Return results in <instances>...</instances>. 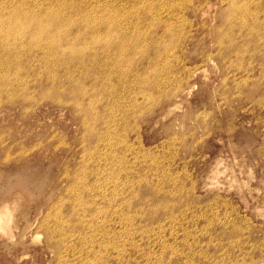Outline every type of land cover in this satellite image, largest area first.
<instances>
[{
	"label": "rangeland",
	"instance_id": "374dc122",
	"mask_svg": "<svg viewBox=\"0 0 264 264\" xmlns=\"http://www.w3.org/2000/svg\"><path fill=\"white\" fill-rule=\"evenodd\" d=\"M36 1L72 2L117 50L58 70L0 41V264H264V0Z\"/></svg>",
	"mask_w": 264,
	"mask_h": 264
},
{
	"label": "bare ground",
	"instance_id": "6f19581e",
	"mask_svg": "<svg viewBox=\"0 0 264 264\" xmlns=\"http://www.w3.org/2000/svg\"><path fill=\"white\" fill-rule=\"evenodd\" d=\"M42 1H47L46 3H47V6L49 5V2H50V0H42ZM245 1V0H244ZM31 3V4H30ZM40 2L39 1H36V0H28L27 2H25V4L24 5H22V6H20V4L21 3H17V0H0V41L1 40H4L3 39V37H7V36H10V40L9 41H12V43L11 44H9L11 47H12V49L11 50H16V51H18V50H24V51H27V49H29V50H31L32 48L31 47H35L36 48V55L38 54L39 55V58L41 57V58H44V59H47L48 57H50L51 59H52V61L56 64V69H58V70H60L61 68V65L63 64V63H61V60L62 59H64V60H67V65L68 64H74V62L75 61H78V62H80V63H82V62H89V63H95L96 61L98 62V60L100 59L99 58V56L101 55V54H103L104 52H106V51H109L110 49L112 50V52H114L115 50H117V47L116 46H114L113 47V45L114 44H112V42H105V44H100V34L102 33V29L101 28H99L100 26H98V25H96L94 22H92V21H90V23H87V21H84L83 19H81V20H83V21H81V20H79V19H75L72 15H73V8H75L74 7V5H72L71 3V5L68 3V4H66V3H64V2H59V3H52V4H50L48 7H46V8H44L43 6H40V4H39ZM45 3V4H46ZM41 4H42V2H41ZM42 5H44V4H42ZM45 6V5H44ZM245 6V5H244ZM246 7V6H245ZM245 7H244V10H245ZM66 8H68V11L69 12H67L66 11ZM80 8V7H79ZM37 9V10H36ZM224 9V8H223ZM248 9V8H247ZM63 10H65V11H63ZM75 10V9H74ZM80 10V9H79ZM79 10H78V13H79ZM112 10V9H111ZM225 10V9H224ZM231 9H229V11H230ZM233 10V9H232ZM254 10V9H253ZM223 11V10H222ZM228 11V10H227ZM234 11V10H233ZM239 11V10H238ZM241 11V10H240ZM248 11V10H247ZM76 12V11H75ZM85 12V11H84ZM235 12V11H234ZM237 12V11H236ZM249 12H250V10H249ZM253 12V11H252ZM255 12V11H254ZM86 13V12H85ZM84 13V14H85ZM241 13V12H240ZM245 13V12H244ZM251 13V12H250ZM249 13V15H251L252 16V13L250 14ZM82 14V13H81ZM87 14V13H86ZM228 14V13H227ZM237 14H239L238 12H237ZM89 15H91V14H89ZM229 15V14H228ZM230 15H232V14H230ZM240 15V14H239ZM244 15V14H243ZM248 15V14H247ZM247 15H244V16H247ZM83 16V15H82ZM88 16V15H87ZM225 16H227V15H225ZM233 16V15H232ZM113 17V16H112ZM235 17V16H234ZM236 18H237V15H236ZM242 18V17H241ZM243 18H245V17H243ZM88 19V18H87ZM89 19H90V17H89ZM231 19V18H230ZM91 20V19H90ZM93 20V19H92ZM213 20H214V17H213ZM244 20V19H243ZM247 20V19H246ZM228 21V20H227ZM238 21V20H237ZM89 22V21H88ZM233 22V21H232ZM248 22H249V20H248ZM239 23V22H238ZM256 23V22H255ZM225 24V23H224ZM228 24H229V22H228ZM227 24V25H228ZM244 24V23H243ZM245 24H247V23H245ZM254 24V23H253ZM253 24H251V25H253ZM230 25V24H229ZM240 26V25H239ZM250 26V25H249ZM249 26H247V27H249ZM255 26H257V24L255 25ZM259 26V25H258ZM237 27V26H236ZM243 27V26H242ZM245 27V26H244ZM253 28H254V26H252ZM262 27V26H261ZM229 28V27H228ZM235 28V27H234ZM238 28V27H237ZM146 29V28H145ZM251 29V28H250ZM259 29V28H258ZM218 30V29H217ZM222 30V29H221ZM239 30V29H238ZM243 29H241V31H242ZM248 30H249V28H248ZM253 29H251V31H252ZM226 31H228V30H226ZM240 31V30H239ZM240 31V32H241ZM258 31V30H257ZM108 32H110V28L108 27V28H106V33H108ZM220 32V31H219ZM224 32V31H223ZM235 32H237V31H235ZM234 32V33H235ZM239 32V33H240ZM253 32V31H252ZM256 32V31H255ZM103 33L105 34V32L103 31ZM110 34H112V33H110ZM223 34V33H222ZM231 34V33H230ZM236 34V33H235ZM249 34V33H248ZM114 35V34H113ZM221 35V34H220ZM226 35H227V33H226ZM254 36H255V34H254ZM259 36V35H258ZM257 36V37H258ZM109 37V36H108ZM111 37V36H110ZM234 37V36H233ZM253 37V36H252ZM256 37V38H257ZM260 37V36H259ZM106 38V37H105ZM104 38V39H105ZM114 38V37H113ZM220 38V37H219ZM221 38H222V36H221ZM234 38H236V36L234 37ZM239 38V37H238ZM246 38V37H245ZM261 39H262V37H260ZM259 38V39H260ZM107 39V38H106ZM227 40H228V38H226ZM108 40V39H107ZM254 40H255V38H254ZM113 41V40H112ZM135 41V40H134ZM219 41V40H218ZM251 41V40H250ZM259 41V40H258ZM249 42V41H248ZM248 42H246V43H248ZM252 42V41H251ZM250 42V43H251ZM230 43H232V42H230ZM230 43H229V45H230ZM245 43V44H246ZM259 43V42H258ZM3 44H5V43H3ZM224 44V43H223ZM244 44V45H245ZM6 45V44H5ZM98 45H101L102 47L101 48H98L97 46ZM119 45H121V46H119V47H122V49H123V45L124 44H122L121 42H120V44ZM221 45H222V42H221ZM227 45V44H226ZM241 45H243L242 44V42H241ZM243 45V46H244ZM247 45V44H246ZM258 45V44H257ZM88 47V48H85V47ZM133 46V45H132ZM141 46V45H140ZM231 46V45H230ZM248 46V45H247ZM258 46H260V45H258ZM263 46V45H262ZM136 47V46H135ZM147 47V46H146ZM251 47V46H250ZM131 48H133V47H131ZM137 48H138V46H137ZM145 48V47H144ZM144 48H142V49H144ZM255 48H257V47H255ZM114 49V50H113ZM145 49H147V48H145ZM149 49V48H148ZM218 49V48H217ZM247 49V48H246ZM259 49V48H258ZM257 49V50H258ZM89 50H91V52L89 51ZM124 50V49H123ZM141 50V49H140ZM245 50V49H244ZM253 50V49H252ZM256 49H254V51H255ZM120 51H121V48H120ZM127 51V50H126ZM129 51V50H128ZM127 51V52H128ZM136 50H134L133 52H135ZM254 51H253V53H254ZM148 52V51H147ZM240 52V51H239ZM246 52H247V50H246ZM250 52V51H249ZM259 52V51H258ZM261 52V51H260ZM263 52V51H262ZM12 53H14V54H16L15 52H12ZM121 53L122 52H119V55H121ZM137 53V52H136ZM169 53V52H168ZM168 53H166V54H168ZM235 53V52H234ZM264 53V52H263ZM123 54H124V52H123ZM128 54V56H130V54L129 53H127ZM133 54V53H132ZM135 54V53H134ZM177 54V53H176ZM212 54V53H211ZM226 54V53H225ZM231 54V53H230ZM229 54V55H230ZM236 54V53H235ZM251 54H252V52H251ZM37 55V56H38ZM95 55V56H94ZM172 55H173V53H172ZM228 55V54H227ZM240 55V54H239ZM242 55H243V53H242ZM102 56V55H101ZM169 56V55H168ZM183 56V55H182ZM210 56V55H209ZM251 56V55H250ZM98 57V58H97ZM167 57V56H166ZM166 57H164L165 58V60H166ZM208 57V56H207ZM221 57V56H220ZM240 58H241V56H239ZM126 58V57H125ZM130 58V57H129ZM129 58H126V59H129ZM209 58V57H208ZM225 58V57H224ZM223 58V59H224ZM244 58V57H243ZM251 58V57H250ZM169 59V58H168ZM173 59H174V57H173ZM182 59V58H181ZM232 59V58H231ZM236 59H238V58H236ZM235 59V60H236ZM245 59H246V57H245ZM101 60V59H100ZM171 60V59H170ZM176 60H177V58H176ZM210 60V59H209ZM238 60H240L241 61V59H238ZM249 60H251V59H248V61ZM130 60H128V62H129ZM148 62H149V60H147ZM223 61V60H222ZM240 61H238V62H240ZM65 62V61H64ZM102 62V61H101ZM132 62H133V57H132ZM105 64H103V65H101L100 67H104V68H107L108 67V65L106 64V62H104ZM228 63L229 62H227V65H228ZM231 63H232V61H231ZM169 64V63H168ZM221 64V63H220ZM240 63H238L237 65H239ZM126 65V64H125ZM130 65V64H129ZM200 65V64H199ZM229 65H233V64H229ZM248 65V64H247ZM250 65V64H249ZM147 66V65H146ZM223 66V65H222ZM252 66V65H251ZM263 66V65H262ZM219 67V66H218ZM221 67V66H220ZM232 67V66H231ZM230 67V68H231ZM241 67V66H240ZM261 67V66H260ZM69 68V67H68ZM121 68V67H120ZM145 68V67H144ZM222 68V67H221ZM224 68H226V67H224ZM237 68H239V66L237 67ZM264 68V67H263ZM186 69V68H185ZM187 69H188V67H187ZM186 69V70H187ZM229 69V68H228ZM227 69V70H228ZM71 70V69H70ZM125 70V69H124ZM190 70V69H189ZM225 70V69H224ZM226 70V71H227ZM262 70V69H261ZM68 71V70H67ZM87 72H92V69L91 68H88L87 70H86ZM122 71V70H121ZM120 71V72H121ZM161 71V70H160ZM167 71V70H166ZM245 72H246V70H245ZM205 73V72H204ZM226 73V72H225ZM231 73V72H230ZM229 73V74H230ZM232 73H234V72H232ZM263 73V72H262ZM69 74V73H68ZM149 74V73H148ZM171 74V73H170ZM193 74V73H192ZM52 75H54V74H52ZM72 75V74H71ZM112 75H114L113 74V72L111 73H109L108 74V76L107 77H111ZM166 75V74H165ZM227 75V74H226ZM231 75V74H230ZM233 75V74H232ZM49 76V75H48ZM229 76V75H228ZM235 76V75H234ZM233 76V77H234ZM263 76V75H262ZM50 77H53V76H51L50 75ZM166 77V76H165ZM173 77H175L174 75H173ZM230 77V76H229ZM247 77V76H246ZM245 77V78H246ZM38 78V77H37ZM145 78V77H144ZM143 78V79H144ZM244 78V79H245ZM41 79V78H40ZM111 78H107V81H109ZM137 79V78H136ZM142 79V78H141ZM174 79V78H173ZM188 79V78H187ZM222 79H224V77L222 78ZM248 79V78H247ZM262 79V78H261ZM54 80H55V78H54ZM68 80V79H67ZM145 80V79H144ZM186 80V79H185ZM250 80V79H249ZM33 81V80H32ZM36 81V80H35ZM139 81V80H138ZM146 81V80H145ZM148 81V80H147ZM175 82H176V80H174ZM188 81V80H187ZM224 81V80H223ZM233 81H235V79L233 80ZM63 82V81H62ZM68 82V81H67ZM73 82V81H72ZM220 82H221V80H220ZM241 82H243L242 80H241ZM245 82V81H244ZM27 83V82H26ZM70 83V82H69ZM74 83V82H73ZM81 83V82H80ZM109 83H110V81H109ZM108 83V84H109ZM143 83V82H142ZM219 83V82H218ZM221 83H223V82H221ZM240 83V82H239ZM238 82H237V84H239ZM28 84V83H27ZM76 84V83H75ZM74 84V85H75ZM78 84V83H77ZM146 84H148L147 82H146ZM2 85V84H1ZM224 85V84H223ZM236 85V84H235ZM67 86H68V84H67ZM67 86H64V87H67ZM140 86V85H139ZM143 86H145V84L143 85ZM27 87V86H26ZM62 87V86H61ZM60 87V88H61ZM76 87H77V85H76ZM79 88H80V86H78ZM157 87V86H156ZM178 87V86H177ZM235 87H237V86H235ZM20 88V87H19ZM22 88V87H21ZM115 88V87H114ZM225 88V87H224ZM9 89V88H8ZM12 89V88H11ZM26 89V88H25ZM62 89H64L65 90V88H62ZM180 89V88H179ZM183 89V88H182ZM18 90V89H17ZM16 90V91H17ZM28 91H29V88L27 89ZM56 90L58 91L59 89L58 88H56ZM105 85H103L102 84V86H101V89H100V91L101 92H105ZM43 91V90H42ZM60 91V90H59ZM71 91V90H70ZM73 91V90H72ZM79 91H80V89H79ZM86 91V90H85ZM84 91V92H85ZM145 91V90H144ZM147 91V90H146ZM165 91V90H164ZM4 92V91H3ZM11 92H12V90H11ZM18 92V91H17ZM64 91H62V93H63ZM78 92V91H77ZM149 92H151V91H149ZM189 92V91H188ZM217 92V91H216ZM16 93V92H15ZM74 93V92H73ZM76 93V92H75ZM0 94H2L1 92H0ZM8 94H10V93H8ZM43 94H44V92H43ZM86 94V93H85ZM84 94V95H85ZM88 94V93H87ZM86 94V95H87ZM149 94V93H148ZM50 95V94H49ZM56 95V94H55ZM55 95H53V96H55ZM69 95H71V93H69ZM68 95V96H69ZM80 95V94H79ZM83 95V96H84ZM147 95V94H146ZM158 95H160V94H158ZM156 96L157 98L159 97V96ZM8 96V95H7ZM6 96V97H7ZM47 96V95H46ZM59 96V95H58ZM82 96V97H83ZM173 96V95H172ZM226 96V95H225ZM8 97H10V96H8ZM52 97V96H51ZM50 97V98H51ZM60 97V96H59ZM81 97V98H82ZM151 97V96H150ZM155 96H153V98H154ZM161 97V96H160ZM159 97V98H160ZM2 98V97H1ZM23 98V97H22ZM39 98H41V97H39ZM54 98V97H53ZM63 98V97H62ZM156 98V99H157ZM158 98V99H159ZM4 99V98H3ZM33 99V98H32ZM35 99V98H34ZM44 99V98H43ZM47 100H48V98H46ZM45 99V100H46ZM90 99V98H89ZM150 99V98H149ZM155 99V98H154ZM153 99V100H154ZM39 100V99H38ZM65 100V99H64ZM73 100V99H72ZM71 100V101H72ZM74 100H76L77 101V99L75 98ZM81 100V99H80ZM79 100V101H80ZM146 100H147V98H146ZM151 100V99H150ZM149 100V101H150ZM2 101V100H1ZM148 101V100H147ZM157 102H159L158 100H156ZM16 102V101H15ZM22 102V101H21ZM28 102V101H27ZM53 102V101H52ZM60 102V101H59ZM67 102V101H66ZM65 102V103H66ZM78 102V101H77ZM76 102V103H77ZM137 102V101H136ZM156 102V103H157ZM1 103V102H0ZM4 103V102H3ZM33 103V102H32ZM55 103V102H54ZM57 103V102H56ZM63 104H64V102H62ZM79 103V102H78ZM143 103H146V102H143ZM150 103V102H149ZM152 103H154V102H152ZM259 103V102H258ZM15 104V103H14ZM22 104V103H21ZM24 104H25V102H24ZM62 104V105H63ZM72 104H73V101H72ZM81 104L83 105V103L81 102ZM139 104V103H138ZM142 104V103H141ZM140 104V105H141ZM58 105H61V103L60 104H58ZM66 105V104H65ZM75 105V104H74ZM81 105V106H82ZM220 105V104H219ZM260 105V104H259ZM72 106V105H71ZM84 106V105H83ZM89 106V105H88ZM87 106V108H89ZM136 106H138L137 104H135V107ZM142 106V105H141ZM141 106H138V107H141ZM144 106V105H143ZM175 106V105H174ZM76 107V106H75ZM75 107H74V110H76L75 109ZM85 108V107H84ZM83 108V109H84ZM90 108H91V106H90ZM124 108V107H123ZM264 108V107H263ZM79 109H82L81 107L79 108ZM86 109V108H85ZM84 109V111L86 112V110ZM142 109V108H141ZM176 109V108H175ZM88 110V109H87ZM93 110V109H92ZM219 110V109H218ZM72 111V110H71ZM128 111V110H127ZM130 111V110H129ZM83 112V111H82ZM91 112V111H90ZM140 112V111H139ZM72 113V112H71ZM124 113V112H123ZM126 113V112H125ZM125 113H124V116H125ZM128 113V112H127ZM138 113V112H137ZM90 114V113H89ZM78 115V114H77ZM76 115V116H77ZM140 115V114H139ZM73 117H74V115H72ZM87 116V115H86ZM86 116H84V117H86ZM123 116V115H122ZM121 116V117H122ZM133 115H131V117H132ZM134 117V116H133ZM132 117V118H133ZM98 118V117H97ZM125 118V117H124ZM124 118H122V119H124ZM126 119V118H125ZM128 120H130L129 118H127ZM126 119V120H127ZM136 119V118H135ZM95 120V119H94ZM133 120H134V118H133ZM93 121V120H92ZM123 122H124V120H122ZM84 121H82V123H83ZM94 122V121H93ZM92 122V123H93ZM86 123V122H85ZM203 123H204V121H203ZM202 123V124H203ZM84 125V124H83ZM86 126V125H85ZM84 126V127H85ZM89 126H93V124L91 125H89ZM82 128V127H81ZM90 128V127H89ZM94 128V127H93ZM95 129H97V128H95ZM86 130H89V129H87V127H86ZM128 130V129H127ZM85 131V130H84ZM96 132L97 130H93L92 128H91V132ZM87 132V131H86ZM126 132H128V131H126ZM87 133H90V131L89 132H87ZM86 133V134H87ZM85 134V133H84ZM108 134V133H107ZM98 135V134H97ZM102 135V134H101ZM85 136V135H84ZM100 136V135H99ZM88 137V136H87ZM111 137V136H110ZM128 137V136H127ZM137 138V137H136ZM138 139V138H137ZM178 140V139H177ZM181 140V139H180ZM101 140H99V142H100ZM97 142V141H96ZM98 142V143H99ZM176 142V141H175ZM86 143V142H85ZM85 143H83L82 145H84ZM60 144H61V142H60ZM97 146H98V144H96ZM107 145H109V144H107ZM94 146V145H93ZM83 147V146H82ZM90 147V146H89ZM108 147V146H107ZM172 147V146H171ZM97 148V147H96ZM170 148V147H169ZM174 148V147H173ZM178 149V148H177ZM88 150V149H87ZM86 150V151H87ZM125 150H128V148L127 149H125ZM89 151V150H88ZM91 151V150H90ZM105 151V150H104ZM170 151V150H169ZM97 152H99V151H97ZM103 152V151H102ZM129 152V151H128ZM131 153H132V151H130ZM104 153V152H103ZM103 153H102V157L103 156H105V155H107V154H105V155H103ZM90 154V153H89ZM92 154V153H91ZM101 154V153H100ZM93 155V154H92ZM95 155H98V156H100L99 154H95ZM224 155H226V154H224ZM85 156V155H84ZM90 156V155H89ZM108 156H109V154H108ZM136 156V155H135ZM93 157V156H92ZM91 157V158H92ZM101 157V156H100ZM90 158V159H91ZM105 158V157H104ZM111 158V157H110ZM93 159V158H92ZM221 159V158H220ZM229 159V158H228ZM86 160V159H85ZM84 160V157H83V161H85ZM99 160V159H98ZM112 160H113V158H112ZM111 160V161H112ZM234 160V159H233ZM82 161V160H81ZM87 161V160H86ZM91 161V160H90ZM89 161V162H90ZM103 161V160H102ZM107 160H105V162H106ZM115 161V160H114ZM124 160H122L121 161V163L123 162ZM224 161V160H223ZM116 162V161H115ZM216 162H219V161H216ZM221 162V161H220ZM84 163V162H83ZM87 164H88V162H86ZM91 163H92V161H91ZM114 163V162H113ZM112 163V164H113ZM228 163V162H227ZM108 164V163H107ZM119 164V163H118ZM117 164V165H118ZM126 164V163H125ZM222 164V163H221ZM225 164V163H224ZM244 166H246L244 163H242ZM105 165V164H104ZM109 165V164H108ZM115 165H116V163H115ZM120 165V164H119ZM123 165V164H122ZM218 165V164H217ZM216 165V166H217ZM228 165V164H227ZM107 166V165H106ZM228 167H229V165H228ZM214 168V167H213ZM213 168H212V170H213ZM216 168V167H215ZM231 168V167H230ZM243 168V167H242ZM81 169H82V167H81ZM93 169V168H92ZM229 169V168H228ZM227 169V170H228ZM245 169V168H244ZM83 170H84V168H83ZM82 170V171H83ZM217 170H218V168H217ZM231 170V169H230ZM225 171V170H224ZM233 171V170H232ZM241 171V170H240ZM86 172V171H85ZM85 172H83V173H85ZM88 172V171H87ZM99 172V171H98ZM215 172H217V171H215ZM228 172V171H227ZM251 172V171H250ZM219 173V172H218ZM217 173V174H218ZM228 173H230V172H228ZM91 174V173H90ZM100 174V173H99ZM108 174V173H107ZM233 174H234V172H233ZM87 175V174H86ZM132 175V174H131ZM70 176V175H69ZM73 176H75V175H73ZM79 176V175H78ZM91 176V175H90ZM222 176V175H221ZM252 176V175H251ZM86 177V176H85ZM128 177H129V175H128ZM132 177H133V175H132ZM226 177H227V174H226ZM230 177V176H229ZM249 177V176H248ZM212 178V177H211ZM225 178V177H224ZM234 178H235V176H234ZM250 178V177H249ZM252 178V177H251ZM86 179V178H85ZM213 179V178H212ZM221 179V178H220ZM229 179V178H228ZM232 179V178H231ZM253 179V178H252ZM78 180H79V178H78ZM77 180V181H78ZM87 180V179H86ZM131 180V179H130ZM136 180V179H135ZM210 180V179H209ZM224 180V179H223ZM230 180V179H229ZM248 180V179H247ZM82 182H84L83 181V178H82V180H81ZM132 181V180H131ZM134 181V180H133ZM233 181V180H232ZM86 182V181H85ZM135 182V181H134ZM138 182H140V181H138ZM210 182H211V180H210ZM248 182V181H247ZM76 183V182H75ZM217 183H218V181H217ZM220 183V182H219ZM238 184H239V182H237ZM223 184V183H222ZM245 184H246V182H245ZM244 184V185H245ZM80 185V184H79ZM125 185V184H124ZM133 185V184H132ZM213 185H214V183H213ZM88 186V185H87ZM91 186V185H90ZM89 186V187H90ZM134 186V185H133ZM232 186H233V184H232ZM232 186H230V187H232ZM75 187H76V185H75ZM88 187V188H89ZM107 187V186H106ZM74 188V187H73ZM85 188V187H84ZM121 188H122V186H121ZM179 188V187H178ZM228 188V187H227ZM71 189V188H70ZM238 189H239V187H238ZM93 190V189H92ZM112 190V189H111ZM230 190V189H229ZM68 191H69V189H68ZM106 191V190H105ZM115 191H116V189H115ZM219 191V190H218ZM239 192H241V191H239ZM71 193V192H70ZM69 193V194H70ZM91 193H93V192H91ZM106 193V192H105ZM228 193V192H227ZM78 194V193H77ZM79 195V194H78ZM116 196V195H115ZM114 196V197H115ZM95 199V198H94ZM182 200V199H181ZM78 201V200H77ZM213 201V200H212ZM80 201H78L77 203H79ZM129 202V201H128ZM150 202H151V200H150ZM214 202V201H213ZM125 203V202H124ZM174 203V202H173ZM63 204V203H62ZM175 204H177V203H175ZM87 205V204H86ZM236 205V204H235ZM62 206V205H61ZM72 206H73V204H72ZM158 206H160L159 204H158ZM157 206V207H158ZM198 206V205H197ZM200 206H201V204H200ZM215 206V205H214ZM256 206V205H255ZM78 207V206H77ZM120 207V206H119ZM139 207V206H138ZM157 207H155V208H157ZM164 207V206H163ZM209 207V206H208ZM216 207H217V205H216ZM60 207H59V205H58V209H59ZM76 208V207H75ZM130 208V207H129ZM162 208V207H161ZM57 209V210H58ZM115 209H117V208H115ZM141 209V208H140ZM204 209V208H203ZM260 209V208H259ZM258 209V210H259ZM59 210H61V209H59ZM72 210V209H71ZM81 210H83V209H81ZM136 210V209H135ZM156 210V209H155ZM172 210V209H171ZM200 210V209H199ZM74 211V210H73ZM103 211H104V209H103ZM129 211V210H128ZM257 211V210H256ZM60 212V211H59ZM72 212V211H71ZM81 212V211H80ZM95 212V211H94ZM101 212V211H100ZM133 212V211H132ZM219 212V211H218ZM261 212V211H260ZM77 213H79V211L77 210ZM126 213V212H125ZM137 213V212H136ZM145 213V212H144ZM211 213V212H210ZM231 213V212H230ZM74 214H75V212H74ZM96 214V213H95ZM102 214V213H101ZM100 214V215H101ZM139 214V213H138ZM50 215V214H49ZM52 215V214H51ZM55 215H56V213H55ZM54 215V216H55ZM63 215V214H62ZM79 215V214H78ZM106 215V214H105ZM122 215H124V214H122ZM127 214H125V216H126ZM135 216H138V215H136V214H134ZM144 214H142V216H143ZM215 215V214H214ZM218 215V214H217ZM230 215V214H229ZM64 216V215H63ZM71 216V215H70ZM69 216V217H70ZM76 216V215H75ZM128 216V215H127ZM132 216V215H131ZM130 216V217H131ZM139 216H141V215H139ZM205 216H206V214H205ZM44 217H46V215L44 216ZM83 217V216H82ZM123 217V216H122ZM121 217V219H120V221H122V222H124L125 221V218H122ZM203 217H204V215H203ZM225 217V216H224ZM227 217V216H226ZM47 218V217H46ZM51 218H53V217H51ZM62 217H60V219H61ZM65 218H67V217H65ZM81 218V217H80ZM88 218V217H87ZM98 218V217H97ZM101 218V217H100ZM120 218V217H119ZM129 218V217H128ZM206 218V217H205ZM54 219V218H53ZM58 219V218H57ZM60 219H59V221H60ZM79 219V218H78ZM127 219V218H126ZM226 219V218H225ZM44 220V219H43ZM65 220V219H64ZM67 220V219H66ZM65 220V221H66ZM133 220V219H132ZM11 221H12V210L10 209V208H8L7 206H2L1 208H0V232L1 233H4V234H6V231H8V230H11V227H10V225H11ZM49 221V220H48ZM64 221V222H65ZM81 221V220H80ZM101 221V220H100ZM104 221V220H103ZM128 221V220H127ZM131 221V220H130ZM207 221H208V219H207ZM57 222H58V220H57ZM61 222H62V220H61ZM79 222V221H78ZM213 222V221H212ZM45 223V222H44ZM60 223V222H59ZM68 223H69V220H68ZM68 223H67V225H68ZM119 223V222H118ZM121 223V222H120ZM139 223V222H138ZM47 224H49V222L47 223ZM70 224H71V222H70ZM76 224V223H75ZM75 224H73V226L72 227H74V225ZM78 224V223H77ZM90 224H92V223H90ZM121 224H124V223H121ZM120 224V225H121ZM207 224V223H206ZM210 224V223H209ZM46 225V224H45ZM56 225V224H55ZM58 225V224H57ZM63 225H64V223H63ZM63 225H61L62 227H63ZM95 225V224H94ZM127 225V224H126ZM140 225V224H139ZM205 225V224H204ZM211 225V224H210ZM48 226V225H47ZM134 226H136V225H134ZM207 226V225H206ZM212 226V225H211ZM210 226V227H211ZM40 227V226H39ZM68 227V226H67ZM82 227V226H81ZM191 227H192V225H191ZM202 227V226H201ZM203 227H205V226H203ZM52 228H53V232H54V230H55V228L52 226ZM59 228H61V227H59ZM111 227H109V229H110ZM41 229V228H40ZM57 229V228H56ZM64 229V228H63ZM63 229H61V231L60 232H62L63 231ZM107 229V228H106ZM131 229V228H130ZM194 229V228H193ZM45 230V229H44ZM51 230V229H50ZM49 230V231H50ZM59 230V229H58ZM103 230V229H102ZM105 230V229H104ZM111 230V229H110ZM129 230V229H128ZM127 230V232H129ZM132 230V229H131ZM139 230V229H138ZM207 230V229H206ZM56 232H57V230H55ZM125 231V230H124ZM145 231V230H144ZM46 232V231H45ZM149 232V231H148ZM206 232V231H205ZM209 232V231H208ZM63 233V232H62ZM71 233V232H70ZM110 233H111V231H110ZM115 233V232H114ZM113 233V234H114ZM125 233V232H124ZM65 234V233H64ZM72 234V233H71ZM77 234V233H76ZM53 235H55L54 233H53ZM58 235H59V233H58ZM81 235V234H80ZM89 235V234H88ZM110 235H112V234H110ZM110 235H108L109 237H110ZM107 236V235H106ZM115 236V235H114ZM51 237V236H50ZM62 237H63V235H62ZM72 237V236H71ZM70 237V238H71ZM210 237V236H209ZM222 237V236H221ZM64 238V237H63ZM74 238V237H73ZM113 238V237H112ZM111 238V239H112ZM217 238V237H216ZM50 239V238H49ZM56 239H58V238H56ZM59 239H62V238H60V236H59ZM65 239H66V237H65ZM115 239H116V237H115ZM118 240H119V238H117ZM70 240V239H69ZM113 240V239H112ZM125 240V239H124ZM216 240V239H215ZM232 240V239H231ZM231 240H229L230 242H232ZM67 241V240H66ZM104 241V240H103ZM108 241V240H107ZM116 241V240H115ZM119 241H122V242H124L122 239H120ZM65 242V241H64ZM100 242H101V240H100ZM100 242H98L99 244H101L102 245V243H100ZM117 242V241H116ZM115 242V243H116ZM127 242V241H126ZM60 243H61V240H60ZM69 244H70V241L68 242ZM67 243V244H68ZM97 243V244H98ZM103 243H105V242H103ZM107 243V242H106ZM115 243H113V244H115ZM130 243V242H129ZM195 243H197V242H195ZM218 243V242H217ZM107 244H110L109 242L107 243ZM138 244V243H137ZM112 245V244H111ZM123 245V244H122ZM133 245H135V244H133ZM49 246V244L47 245V247ZM70 246V245H69ZM99 246V245H98ZM130 246V245H129ZM194 246H195V244H194ZM93 247V246H92ZM114 247V246H113ZM53 248V247H52ZM90 248V247H89ZM102 248H103V246H102ZM106 248V247H105ZM122 248H123V246H122ZM115 249V248H114ZM122 250V249H121ZM123 250H125L124 248H123ZM64 251V250H63ZM99 251V250H98ZM118 251L120 252V250L118 249ZM126 251V250H125ZM119 252H118V255H119ZM196 252V251H195ZM194 252V253H195ZM52 253V252H51ZM96 253V252H95ZM121 253V252H120ZM61 254V252L60 253H58V256ZM64 254H65V252H64ZM202 254V253H201ZM96 255V254H95ZM98 256H100V255H98ZM62 257V256H61ZM101 257V256H100ZM99 257V258H100ZM120 257V256H119ZM122 257V256H121ZM204 257V256H203ZM59 259H60V257H58ZM73 258H75V257H73ZM63 259V258H62ZM62 259H60V261L62 260ZM102 259V258H101ZM122 259V258H121ZM211 259V258H210ZM66 260V259H65ZM59 260H58V263L60 262ZM229 261V260H228ZM57 262V261H56ZM64 262V261H63ZM67 262V261H66ZM104 262V261H103ZM102 262V263H103ZM117 262H118V260H117ZM222 262V261H221ZM224 262V261H223ZM232 262V261H231ZM96 263V262H95ZM101 263V264H102ZM216 263V262H215ZM220 263V262H219ZM235 263V262H234ZM61 264V263H60ZM92 264V263H91ZM99 264V263H98ZM226 264V263H225Z\"/></svg>",
	"mask_w": 264,
	"mask_h": 264
}]
</instances>
